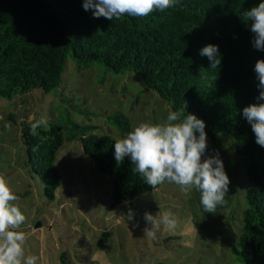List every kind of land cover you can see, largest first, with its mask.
Returning <instances> with one entry per match:
<instances>
[{
	"label": "trees",
	"instance_id": "1",
	"mask_svg": "<svg viewBox=\"0 0 264 264\" xmlns=\"http://www.w3.org/2000/svg\"><path fill=\"white\" fill-rule=\"evenodd\" d=\"M260 2L181 0L164 12L110 21L94 18L92 10H84L83 0H0V97L13 101L36 89L55 91L71 57L78 67L101 66L114 75H139L173 111L186 103V112L205 122L207 138L232 137L235 152L246 163L249 187L234 255L238 264H264V148L255 142L242 114L244 107L264 103L257 100L254 71L264 51L254 48L251 21L242 17ZM208 44L219 48L217 69H209V60L199 54ZM58 115L35 137L29 128L40 118L21 124L28 165L42 181L47 198L54 199L62 185L57 152L75 139L99 171L113 177L115 204L153 191L133 173L129 157L117 164L111 136L97 134L91 124L77 123L66 107ZM103 116L121 134L131 131L122 112ZM60 262L74 264L69 253H62Z\"/></svg>",
	"mask_w": 264,
	"mask_h": 264
},
{
	"label": "rangeland",
	"instance_id": "2",
	"mask_svg": "<svg viewBox=\"0 0 264 264\" xmlns=\"http://www.w3.org/2000/svg\"><path fill=\"white\" fill-rule=\"evenodd\" d=\"M64 107L77 123L91 124L97 134L115 141L125 135L103 113L122 112L133 130L142 122L164 124L173 111L167 101L146 88L139 75H114L101 66L78 67L71 57L55 91L36 89L13 101L0 97V175L18 197L12 203L26 217L17 229L27 236L25 259L35 255L37 264H61V254L69 253L74 264H238L234 248L249 183L246 163L235 152L232 137L207 138L205 158L218 153L231 180L225 203L214 214L203 211L201 193L195 187L185 194L168 181L115 204L113 177L99 171L79 139L66 141L57 152L55 164L62 185L55 198L49 199L28 165L21 124L37 118L58 120ZM130 209L132 219L128 218ZM145 212L170 213L177 226L174 230L161 226L152 239L143 231Z\"/></svg>",
	"mask_w": 264,
	"mask_h": 264
},
{
	"label": "clouds",
	"instance_id": "3",
	"mask_svg": "<svg viewBox=\"0 0 264 264\" xmlns=\"http://www.w3.org/2000/svg\"><path fill=\"white\" fill-rule=\"evenodd\" d=\"M181 0H83L85 11L92 10L94 18L112 21L124 15L147 17L159 11L176 7ZM245 22L251 21L250 30L254 34L253 46L264 51V0L242 13ZM209 60V69H217L221 63L217 45L208 44L199 53ZM258 80V101H264V59H258L254 66ZM187 104L175 111H169L164 124L142 122L123 138L114 142V156L117 164L127 156L133 165V173L139 174L145 184L155 190L165 181L181 187L187 194L193 187L200 191L203 211L216 213L218 206L225 203L231 180L225 171L223 161L217 153L205 158L208 148L206 124L195 114L187 113ZM243 117L251 125L255 142L264 148V103H252L242 110ZM47 124L40 118L30 125L29 134L38 135V129ZM18 197L13 193L6 178L0 175V264H37L38 257L29 255L25 259L24 231L17 229L26 217L13 204ZM130 209L128 218L132 219ZM159 216V220L157 217ZM144 234L156 239L161 226L174 230L176 219L170 213L153 215L145 212Z\"/></svg>",
	"mask_w": 264,
	"mask_h": 264
}]
</instances>
